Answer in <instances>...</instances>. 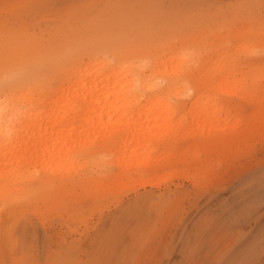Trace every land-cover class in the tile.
<instances>
[{
	"label": "rangeland",
	"instance_id": "rangeland-1",
	"mask_svg": "<svg viewBox=\"0 0 264 264\" xmlns=\"http://www.w3.org/2000/svg\"><path fill=\"white\" fill-rule=\"evenodd\" d=\"M241 1L0 0V100L28 86L33 92L43 88L48 94L47 87L59 82L67 70L78 65L86 68L101 58L110 66L134 61L148 72L144 56L138 55H143L140 41L149 38L150 52L163 56L170 40L173 45L180 37L197 39L211 28L223 32L230 44L228 79L245 77L238 96L230 93L231 84L227 94L218 90L220 76L212 79L215 86L207 93L215 109L227 110V122L240 120L238 128H242L264 105V39L259 43L252 32L244 37L237 34L247 17L241 14L235 19L230 5ZM244 1L253 2L250 18L253 24L258 18L264 28V0L258 4ZM68 27L74 32L70 43L62 35ZM173 28L172 37L165 39L166 31ZM95 31H104L109 40L95 42ZM23 34L30 41L12 52L14 43L27 39ZM77 35L84 39L81 43L77 38L75 43ZM132 40L134 45H128ZM161 40L166 48L157 44ZM137 44L140 48L136 49ZM197 47L190 49L191 56L200 52ZM144 98L140 105L146 102ZM169 99V110L175 111L171 121L181 123L192 95ZM138 106L131 111L136 112ZM97 114L100 120L96 121L106 119ZM145 121L144 127L154 124ZM140 126L135 123L131 130ZM181 132L171 136L173 141L177 136L181 139ZM90 145L94 154L89 157L87 149L81 148L70 153L64 164L49 162L41 171L44 177L38 183L44 187L39 189L26 175L42 167L38 163L16 165L19 175L0 191V264H264V199L252 201L253 190L237 195L245 185L264 186V131H253L230 150L217 147L208 168L195 167L193 161L189 165L180 162L177 154L185 146L184 139L156 148L155 157L166 156L162 167L137 173L133 182L114 177L119 172L115 161L125 160L128 153L121 150L110 156L113 142H106L103 134ZM61 165L66 168L59 180L52 176L49 181L50 172ZM254 169L259 170L251 176ZM188 173L193 174L192 181ZM240 180L245 184L239 186ZM6 182L7 178L0 180V184ZM210 194L214 197L209 198ZM247 197L251 198L245 203Z\"/></svg>",
	"mask_w": 264,
	"mask_h": 264
},
{
	"label": "bare ground",
	"instance_id": "bare-ground-1",
	"mask_svg": "<svg viewBox=\"0 0 264 264\" xmlns=\"http://www.w3.org/2000/svg\"><path fill=\"white\" fill-rule=\"evenodd\" d=\"M254 2L258 4V0H254ZM252 3L247 4L242 0L230 6L234 10L233 17L235 19H238L239 17L236 16L241 14L244 16L243 18L247 17L246 25L237 34L244 37L252 32L254 38L257 39L256 41L262 43L264 28L260 26L261 23L258 18L254 24L250 18V4ZM70 31L68 27L62 32V35H67L65 36L66 39L69 36L72 38L74 32L71 34ZM172 31L174 28L171 31H166L165 39L172 37ZM97 32L95 33V42L97 40V42L105 43L106 40H109L110 36L104 35V31ZM23 35L27 38L26 34ZM198 36L197 39L192 38V40H190L191 38L188 40L187 37H180L178 43L175 42L176 44L173 43V45H170V40L167 48L166 46L163 47L165 43L162 44L163 40H161L157 44L166 48L163 51V56L162 53L155 55L154 52H150L149 38L146 37L140 41L142 44L139 45H141L143 55L138 54L141 50L138 53L136 50L135 55L144 56L142 57L143 65L148 72L141 71L140 68L143 69V67L134 64V61L110 66L106 59L101 58L86 68L78 65L67 70L66 74L58 79L59 82L47 87L48 94L44 93L43 88L33 92L31 91L33 88L28 86L27 90L22 93L19 92L20 94L12 93L1 99L0 180L7 178V182L0 184V191L2 192L8 183L19 175L20 169L17 171L18 166L16 165L23 162L38 163L42 167L40 170L28 173L26 177L34 181L36 184L34 189L44 187V183L38 182H41L43 176L41 171H45L44 167L49 162L63 163L70 153L81 148L87 149L85 153L87 157L93 155L94 153L89 151L90 143L102 134L106 142H113L110 156L121 152V150L123 153H128L125 155V160L118 159L115 161V166L119 168V172L114 177H117V181L130 178L129 181L133 182L137 173L142 171L148 173L162 167L161 164L166 156L155 157L153 152L156 148L178 143L184 139L185 146L182 148V152L177 154L180 156V162L189 165L193 161L195 167L208 168L210 156L214 150L216 151L218 148L221 151L230 150L239 141L246 140L253 131L263 132L264 105L256 111L251 118L252 121L246 123L242 128H238L241 123L240 120L234 122V125L227 122L226 109L220 111V109L214 108L212 98L210 99L209 93H207V89L215 86L212 79L220 76V86L218 84L220 88L218 90H223L227 94V85L231 84L230 93H235L238 96L245 75L235 77V80L232 81L228 79L229 74L227 73L232 72V70L227 69V48L230 47V44L227 43L226 35L223 32L212 31L209 28L202 31ZM31 37L33 38L34 35ZM78 37L80 36H75V43L76 40H79L77 41L79 43L83 39L81 37L80 40ZM208 37L211 39L210 42ZM71 38L67 39L66 42L69 40L70 43ZM29 41L27 38L14 43L12 52L24 47ZM129 43L130 46L134 45L133 40ZM108 44L110 45V43ZM195 46H198L200 52L196 51V54L191 56L190 49ZM248 47L251 50L256 48L251 45ZM137 48H140L138 44L136 45ZM133 49L135 51V48ZM177 49H181L179 57L172 59ZM251 50L250 54H252ZM129 52L131 55L134 54L132 51ZM41 55L43 53H40ZM211 56L214 57L213 61H211ZM243 61L244 59H242ZM235 62L239 64V61L236 60ZM180 81L182 82L181 85L178 83ZM183 95H192L193 101L182 122L174 123L171 119L175 111L169 110L171 107L169 98H178ZM204 95L207 97L203 98ZM143 98L146 102L140 105ZM137 106L139 109L136 112L131 111ZM97 113L106 119L102 122L96 121L100 120ZM75 119H79L83 123L76 124L74 123ZM136 119L137 121H135ZM145 119L148 122L153 121L154 124L144 127ZM165 121L167 123L163 126ZM135 123L142 126L137 130H131ZM105 129L106 134L104 135ZM180 129L182 131L181 139L177 136L174 137L176 141H173L171 136L177 134ZM102 131L103 133H101ZM62 134H65V140L57 144L61 141L58 139ZM91 137L92 141L90 140ZM197 147L200 148L198 151L196 150ZM202 153L206 154L205 158L200 157ZM87 160L88 162L92 161L91 157ZM65 168V165H61L57 169H53L48 180L51 181L54 176L58 177ZM258 170L254 169L249 174L253 176ZM187 175L188 179L192 181L193 174L188 173ZM244 181L240 180L239 186L244 185ZM144 183H146L145 180L142 181V184ZM252 190V201L260 202L264 199V193L260 194L264 190V186H260L258 183L245 185L238 191L237 195L239 193L244 195ZM212 196L210 194L209 198ZM250 198H245L244 202L247 203Z\"/></svg>",
	"mask_w": 264,
	"mask_h": 264
}]
</instances>
